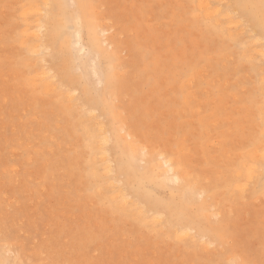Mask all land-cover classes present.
Returning <instances> with one entry per match:
<instances>
[{
	"label": "bare ground",
	"instance_id": "1",
	"mask_svg": "<svg viewBox=\"0 0 264 264\" xmlns=\"http://www.w3.org/2000/svg\"><path fill=\"white\" fill-rule=\"evenodd\" d=\"M18 4H22L19 7V15L24 26L19 31L20 45L33 61L22 62L17 59V66L30 68V71L17 72V77L13 79L18 80L19 86L21 84L25 86L28 99L31 98L33 102L37 97L38 88H42L45 95L54 93L52 101L55 110L53 109L52 113L56 110L61 113L65 122L64 134L72 136L77 142L76 155L72 162L67 156L61 158V154L56 151L51 159L45 160L46 153L41 151L39 158H35L39 174L44 181L49 180L51 183L49 192L54 194L56 188L52 180L54 170L65 166L67 175L73 183L71 190L77 193L78 199L94 201L98 207L91 206L98 210H91L89 213L102 220V222L92 221L94 224L89 220L90 225L93 224V226L89 225V228L92 227L90 229L82 226L83 223L87 225L88 221L83 223L81 221L82 224L79 223L81 229L77 227L78 234H74L73 239L70 238L69 241L63 237L64 227L60 226L62 231L60 230L59 235L62 234L65 242L67 239L68 247L73 240V245L69 248H73L76 257L72 258L70 255L74 259V261L70 260L71 263L153 264L152 260L145 256L150 252L147 250L141 252L142 248L132 241L124 238L123 246L120 241H108L107 245L104 243L109 238L107 235L109 230L117 228L120 229V234H125L124 222L130 221L132 226L134 225L132 230L140 241L150 242L152 245L166 240L172 241L184 248L182 250L179 247V250L185 257L191 258V254L201 256L203 259L201 264H264V251L260 249L264 243V218L261 213L256 212L255 215L260 223L255 234L259 247L252 248V257L247 255L245 249L236 250L230 245H225L222 228L215 226L233 214L238 215L244 209L243 205L247 197L254 198L264 190V118L258 133L249 140V145L253 148L247 151L249 146L241 145L236 146L239 152H233L226 147L225 142L216 140V136H213L212 132L209 133L210 128L219 121L218 119L212 121L218 113L216 109L214 113L212 111L207 114L212 118L206 117L202 110L200 111L202 105L207 110L210 103L205 100L202 103L194 90L198 60L188 56L173 55L169 59L166 56L168 63L166 61L164 68L160 61H156L158 56L156 48L145 42L129 46L131 59L128 63L133 69V81L129 80L128 92H122L124 85L121 84L119 74L115 71V59L121 49L126 47L116 36H108L115 24H102L99 21L93 10L92 0H25ZM196 8L199 10L198 15L203 16L214 31L220 32L222 37L226 35L237 47H240L242 60L253 66L259 76L258 91L264 99V67L258 70V59L264 63V0H196ZM161 74L167 81L164 79L165 87L168 85L167 88L170 90L164 91L165 94L157 91L153 94L156 98L150 96L157 100L159 105L157 104L156 108L173 107V110H170L182 116L191 117L196 114L195 121L197 118V122L201 125V129L197 131L198 123L193 121L194 118H191L188 124H182L181 121L182 127L176 122L177 120H174L171 127L175 132L179 130L182 137L179 139L176 137L179 141H175L176 143L170 146L156 144L151 139L148 140L142 132L143 118L145 115L152 118V108L156 104L154 106L152 104L149 108V96H140L139 89L144 84H155L153 80L157 79L156 75ZM122 78L130 77L125 75ZM137 80H140V83ZM158 85L161 87L160 83ZM124 96L127 98L130 96L131 99V102L129 98L126 99L132 104L127 103L129 106L127 111L120 108ZM69 100H73L74 103H67ZM155 100L153 99L152 102ZM197 100L200 102V106L197 104L200 109L196 110L194 102L197 103ZM221 101L223 102L224 99ZM254 107L256 111L257 103H254ZM258 108L259 106L257 110ZM157 110L159 109H155L154 113ZM44 120L46 119L40 121V127L44 125L45 129L50 131L49 124L47 121L44 123ZM191 123L195 126V130H192L195 136L202 139L192 146L186 136L187 132H184ZM214 126H218V123ZM57 135L58 133H54L51 137H48V134L46 136L47 139L56 142L57 140L53 138L58 137ZM176 144L177 147H181L179 151L174 148ZM22 145L26 146V144ZM212 146L220 149L217 168L207 169L204 174L198 175L192 170L188 156H191L192 150L197 149L202 152L203 162L210 163L215 159V155L210 154ZM185 153L189 155L184 156ZM57 156L60 158L56 159ZM28 181L31 180L26 174L19 189L21 192H25L23 186ZM158 187L169 188L171 194L162 197L158 193ZM48 194L50 196L51 193ZM103 209L108 217L104 216L105 213L100 214L104 212ZM57 212L58 215L56 211L52 212L54 220L60 217V210ZM58 222L66 223L61 220ZM64 225L67 223L62 226ZM69 228V226L66 228L64 235H67ZM72 229L70 228L69 233L73 234L76 231L72 232ZM0 232L2 234V231ZM2 235H0V264H28L23 254L19 253L21 246L18 247L19 251L15 250L17 245H23L22 243H24L22 247H25L26 243L22 242L24 240L14 239L9 243ZM51 235L53 237L46 235L51 238L48 240L49 244L45 241L46 246L51 244L50 240L55 239L56 234L52 232ZM46 236L45 240H47ZM58 238L56 240L61 242L62 238L60 239V236ZM64 241L57 245L58 248L60 244L64 245L62 250L67 248V243L65 245ZM13 242L15 248V245L12 246ZM17 242L19 244H16ZM41 243L43 246L44 242ZM94 243L96 245L99 243V248L110 246L111 256L107 257V250L106 255L102 257L104 254L100 253L103 249L99 251L98 247L94 250V252L97 250L96 255L94 252L92 254L89 246L94 249ZM32 246L33 244L28 247L32 248ZM37 246H33V252L34 248L35 252L41 248L43 253L47 251L46 253L51 255L52 253L49 252L54 249L49 247L48 252L45 245L46 251H43L44 246L40 248ZM28 247L26 245V248ZM58 248V252L59 249L62 251L61 247ZM196 249L202 250L204 254H199ZM56 251L55 254L53 253L55 257ZM111 251L117 253V257L113 256ZM43 253L39 252V255L35 253V256L41 258L36 264L42 261ZM137 253H143L144 260H141ZM63 254L59 252L58 259ZM46 257L43 259L50 258ZM63 257L67 259L68 264L69 255L66 257L64 254ZM30 259L28 257L27 260ZM48 262L45 261V264ZM55 262L62 263L61 260L60 262L53 260L51 264Z\"/></svg>",
	"mask_w": 264,
	"mask_h": 264
},
{
	"label": "rangeland",
	"instance_id": "2",
	"mask_svg": "<svg viewBox=\"0 0 264 264\" xmlns=\"http://www.w3.org/2000/svg\"><path fill=\"white\" fill-rule=\"evenodd\" d=\"M24 1L25 0H0V231H2L4 236L1 232L0 235L6 237L9 243L14 239L15 241L24 240L22 242H25L27 247L32 244L33 246L39 244L40 246L37 247L40 248L44 245L46 246V242L48 243V240L51 239L47 236L53 237L51 233L54 232L57 237L54 236L55 239L52 238L53 240H50L51 244L46 246L48 252L49 247L50 249L54 247V249L49 252L52 253L51 255L46 253L47 248L45 246L43 247V251H46L44 252L46 255L42 252L41 248L39 249L41 251H39L36 247L37 251L35 252L34 248L33 252V246L32 248H26V245L22 247L24 243L21 245L17 242L16 244L19 245L16 247L14 241L12 246L15 245L14 248L16 247L15 250L17 249V251H19L18 247L21 246L19 248L21 252L19 253L23 254L28 264H36L41 260V258L39 259V257L35 256V253L39 255V252L44 255L42 261H40L41 264H45V261H49L48 264H51L53 260L58 262L61 260L62 263H65L67 259H64V254H66V257L69 255V258H74L73 256L76 257L75 251L72 250L73 248H69L72 247L73 240L70 241L71 245L69 247L68 241L70 238L73 239L72 236L74 237V234H78L77 227L81 229L80 224L84 221H88L87 225H83V223L82 226L83 228L86 227L90 229L92 227L89 228V220H91V222H95L96 220L102 222V220L99 217H93L89 213L91 210H98V208L92 207H98V205H95L94 201L78 199L76 196L77 193L71 190L73 189V183L67 175V168L65 166H60L54 170V179L52 180L55 182L56 188L55 193L52 194L48 189L51 183L49 180H43L42 176L39 174L38 165L35 163V158H39V153L41 151H45L46 153L47 157L45 160L51 159L54 151H56L61 154V158L67 156L72 162L76 155L77 142L72 136L64 134L65 129L63 126L65 122L61 113L58 110L52 113L54 109L52 101L54 93L45 95L42 92V88H36L37 97L33 102L31 98L28 99L25 86L23 84L19 86L17 83L18 80L13 79L17 77V72L29 73L30 71V68L17 66V59H20L22 62L33 61V58H31L20 45L19 31L24 26L21 16L19 15V7L22 4L19 5L18 2ZM92 4L93 10L102 24H115V27L110 30L108 36H116L119 42L126 47L121 49V52L115 59V71L119 74L118 77L121 80V84L124 85L122 92L125 91L127 93L129 89V80L132 79L133 81V69L128 63L131 59L130 50H128L129 46H135L136 44L139 45L140 42H145L153 48H156L158 51L156 61H160L162 64L161 66L164 68L166 61L168 63V59L173 57V55L193 57L196 61L198 60V70H196L197 77L194 78L196 81L194 88L197 94L196 96L202 103L205 101L210 103L207 110L203 105V109L202 107H200V109V102L197 100V103L194 102L195 109L197 110L199 108L200 111L202 110L201 112L203 115L208 118L212 117L207 114H210L212 111L214 113L216 109L218 113L216 117L212 118V121H216L217 119L220 121V123L219 121L217 122L218 126H214L217 124L214 122L215 124L210 128L209 133L212 132L211 134L216 136V140L225 142L226 147L230 148L233 152L240 151L236 150V146H249L247 148L248 150L244 149L247 151L253 148L252 146L250 147L249 140L258 133L259 126L264 118V99L260 91H258L259 76L253 66H250L247 61L242 60L240 56V47H237L226 35L222 37L220 32L214 31L209 26L208 21L203 16L198 15L199 10L196 8V0H192V2L191 0H92ZM138 14L140 15L138 16ZM143 35L147 38H143ZM166 56L168 59L165 58ZM183 64L185 65V63ZM263 67L264 63L258 59V70ZM207 73L210 74L206 76L205 74ZM125 75L130 78H122ZM161 77H164V75H156L155 78L157 79L153 80L155 84L151 83V85L144 84L140 86V96H149H145L148 97V102L150 104L149 108L152 104L153 106L156 104L152 108V118L146 115L144 116L142 132L148 140L151 139L154 143L161 146H170L175 141H179L178 139L182 137L180 136L181 133L179 130L175 132V129L171 127L172 122L174 123V120H177L176 122L179 124L181 121L182 124H188L191 118H194L193 121H195L197 115H191V117H189V115L182 116L172 112L171 110H173V107L169 108V106L166 108L165 106H158L159 108H156L158 102L155 100L156 97L153 94H156L157 91L163 94L164 91L168 92L170 90L167 88L169 87L168 85L165 87V77ZM159 78L161 79L159 80ZM3 80L5 82H3ZM137 82L140 83V80H137ZM159 83L161 87L158 85ZM154 88L157 89L156 92ZM122 95L124 94L122 93ZM127 96H124L121 102L119 101L120 108L122 107L121 109L124 111H127V107H129L127 103L132 105L130 104V96L128 97L130 102H127ZM150 96L155 98H151ZM153 99L155 101L152 102ZM221 99H224V101L222 102ZM69 102L74 103L73 100L67 101V103ZM116 103H118V101ZM254 103H257V107L259 106L258 110L256 107V111ZM197 104H199V106H197ZM164 108H169V112ZM155 109L159 110L154 113ZM43 119H46L44 123L47 121V124H49L50 131L46 130L44 125L40 127V121H43ZM195 122L196 124L198 123L197 118ZM182 124H180V126ZM200 129L201 125L198 123L196 130L199 131ZM192 130H195V126H193L192 123L189 128L184 130L185 133L187 132L186 136L189 138L191 146L202 141L197 135L195 136ZM171 132L172 134L175 132L174 135L176 136L172 135ZM54 133H58V137L53 139L57 140L59 144L57 141L55 142L49 140V138L47 139V134L48 137H51ZM22 144H26V146ZM174 148L178 151L181 149V147H177V144ZM210 150H212L210 154L215 155V159L210 163L203 162V156H201L202 152H199L197 149L196 151L195 149L192 150L191 156H188V159L192 163V170L198 175L204 174L207 169L217 168L216 163L219 160L220 149L212 146ZM186 154L189 155L185 153L184 156ZM55 158L57 159L60 157L57 156ZM26 174L29 175L31 181H28V183L23 186L25 192H21L19 189L22 186V182L25 180ZM48 193H51L50 196ZM158 193L161 194L162 197H167L171 194V191L167 187H158ZM55 207H57V209ZM243 208L244 209L238 215L233 214L229 218L218 222L215 226H220V228H222L223 241H226L225 245H230L236 250L245 249L247 255L252 257V248L259 247L258 238L255 234L260 223L258 222V218H255V215L256 212H259L262 218H264V190L254 196V198L247 197L244 201ZM54 210L56 214L58 213L57 210H60V217L57 218L55 214L57 218L55 220L54 213L52 214V212H55ZM103 211L104 212H100V214L105 213L104 216H107L104 209ZM64 216L66 218L68 216V218L65 219ZM58 220L66 221L67 225L62 226L66 223L62 224V222H60L61 225L58 226V224H60ZM81 221L82 223H80ZM109 223H111V221H109ZM93 224L90 226H93ZM124 224L125 234H120L121 231L117 228L109 230L107 233L109 238L106 239L104 243L120 241V244L122 243L123 246L125 245L123 241L125 238L142 248L143 251L141 252H146V250L150 252L145 256L152 260L153 264H201L203 262V259L199 255L191 254V258L185 257L179 250V247L182 250H184V248L172 241L166 240L157 245H152L150 242L144 243L145 241H140L137 234L132 230L134 225L132 226L130 221L124 222ZM60 226L61 228L64 227V233L62 229H60ZM65 226L66 228L69 226L71 229L76 227V229H72V232L73 230L77 231L73 234L70 232L72 234L70 235L69 231L71 230L69 228V231L67 229V235H64L66 233ZM9 230L11 231L8 232ZM60 230L62 231L63 237L67 238L68 241L65 239V242L62 234L59 235ZM58 235L60 239L62 238L61 242L64 241L65 245L67 243V248L65 247L67 250L64 248L66 251L64 249V251L62 250V246L64 245L60 244L62 251H60V247L58 248L57 245L61 243L60 240H56V238L59 237ZM68 235H70V237ZM45 236L47 240H45ZM41 242L45 244L43 243V246H41ZM64 242L62 244H64ZM97 244L98 245L94 243V249H92V246H89L92 254L97 247L99 248L100 244ZM261 246L263 249H260L264 251V243ZM109 247L110 246L100 247L101 249L99 248L98 250L101 251L103 249V252L100 253L98 251V253L101 255L104 254L102 256L104 257L106 255L105 251L108 250L107 257L111 256L109 254ZM57 248L61 254L64 253L60 259H58L59 252ZM68 248L72 250L73 253L72 251L70 252ZM104 248H106V250H104ZM53 250H57L56 257L54 255L55 251L53 252ZM196 250L199 254H204L202 250ZM30 251L33 254H30ZM96 253L97 250L94 252V255H96ZM111 253L113 256L117 257V253L112 251ZM137 254L142 258L141 260H144L143 253ZM52 255L53 257H51ZM45 256H47L46 258L50 257L48 259H54L52 261L48 259L45 260L43 259ZM28 257L29 259L31 258V261L27 260ZM152 257L153 259H151ZM56 258L58 260H56ZM69 258L68 262L70 260L74 261V259ZM62 259H64V261ZM71 261L68 264H72ZM56 263L57 262H55V264ZM65 264H67V262Z\"/></svg>",
	"mask_w": 264,
	"mask_h": 264
}]
</instances>
